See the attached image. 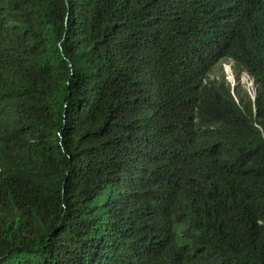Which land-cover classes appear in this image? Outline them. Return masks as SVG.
<instances>
[{
	"label": "trees",
	"instance_id": "trees-1",
	"mask_svg": "<svg viewBox=\"0 0 264 264\" xmlns=\"http://www.w3.org/2000/svg\"><path fill=\"white\" fill-rule=\"evenodd\" d=\"M0 264H264V0H0Z\"/></svg>",
	"mask_w": 264,
	"mask_h": 264
},
{
	"label": "rangeland",
	"instance_id": "rangeland-1",
	"mask_svg": "<svg viewBox=\"0 0 264 264\" xmlns=\"http://www.w3.org/2000/svg\"><path fill=\"white\" fill-rule=\"evenodd\" d=\"M230 63L231 62L228 60H224V59L221 60L216 65L213 72L210 74V77H214L215 75H218L219 71L221 70L223 78L231 85L234 82V80L232 76V70H231ZM238 82L243 88L246 89V91L249 94H252V82L246 75L242 73L238 79Z\"/></svg>",
	"mask_w": 264,
	"mask_h": 264
},
{
	"label": "built area",
	"instance_id": "built-area-1",
	"mask_svg": "<svg viewBox=\"0 0 264 264\" xmlns=\"http://www.w3.org/2000/svg\"><path fill=\"white\" fill-rule=\"evenodd\" d=\"M244 75H246L245 73H243ZM247 76V75H246ZM248 77V76H247ZM249 78V77H248ZM250 79V78H249ZM251 80V79H250Z\"/></svg>",
	"mask_w": 264,
	"mask_h": 264
},
{
	"label": "water",
	"instance_id": "water-1",
	"mask_svg": "<svg viewBox=\"0 0 264 264\" xmlns=\"http://www.w3.org/2000/svg\"><path fill=\"white\" fill-rule=\"evenodd\" d=\"M230 77V76H229ZM232 85V84H231Z\"/></svg>",
	"mask_w": 264,
	"mask_h": 264
}]
</instances>
